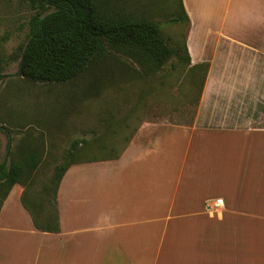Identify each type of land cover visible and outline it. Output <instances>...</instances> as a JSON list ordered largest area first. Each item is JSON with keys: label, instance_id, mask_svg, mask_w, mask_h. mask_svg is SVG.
<instances>
[{"label": "crops", "instance_id": "obj_1", "mask_svg": "<svg viewBox=\"0 0 264 264\" xmlns=\"http://www.w3.org/2000/svg\"><path fill=\"white\" fill-rule=\"evenodd\" d=\"M182 2L190 66L207 64L194 120H144L118 153L72 163L58 231L15 184L0 264H264V226L241 221L264 214V0Z\"/></svg>", "mask_w": 264, "mask_h": 264}, {"label": "rangeland", "instance_id": "obj_2", "mask_svg": "<svg viewBox=\"0 0 264 264\" xmlns=\"http://www.w3.org/2000/svg\"><path fill=\"white\" fill-rule=\"evenodd\" d=\"M99 1L116 14L159 22L163 37L174 50L160 70L145 71L131 57L109 49L72 80L27 79L20 74V64L37 10L21 0H0V164H9V145L12 150L40 145L44 158L29 193L43 203L46 215L56 211L55 169L64 162L74 140H90L95 147L89 153L109 157L124 148L142 121L188 124L197 111L205 69L193 68L185 58L188 21L182 16L174 20L183 15L181 0ZM53 8L48 7L41 16ZM97 140L103 148H98ZM241 221L264 226V214L241 216ZM31 252L24 260L14 254L11 264H31Z\"/></svg>", "mask_w": 264, "mask_h": 264}, {"label": "trees", "instance_id": "obj_3", "mask_svg": "<svg viewBox=\"0 0 264 264\" xmlns=\"http://www.w3.org/2000/svg\"><path fill=\"white\" fill-rule=\"evenodd\" d=\"M36 8L31 18L30 37L22 54L20 74L30 80L66 82L76 78L89 65L97 63L109 49L125 54L138 62L145 71L161 69L174 53L163 37L160 24L151 19H131L102 7L99 0H21ZM183 15L174 20H188L181 0ZM54 7L41 16L42 11ZM182 16V18H181ZM184 55L190 64V55L183 45ZM178 54V52H175ZM203 67L207 64L192 66ZM3 77L0 61V79ZM95 144L87 139L74 140L64 162L56 166L54 199L67 168L84 159L92 160ZM40 145H20L16 150L8 146L9 164H0V208L19 183L24 185L22 202L31 212L35 225L48 231L60 229L58 211L43 214V203L31 196L36 172L43 162Z\"/></svg>", "mask_w": 264, "mask_h": 264}]
</instances>
